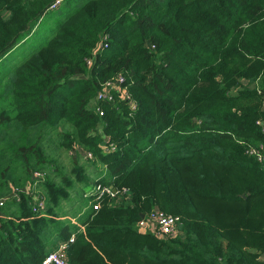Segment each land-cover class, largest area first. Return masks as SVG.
Returning a JSON list of instances; mask_svg holds the SVG:
<instances>
[{
  "label": "trees",
  "instance_id": "1",
  "mask_svg": "<svg viewBox=\"0 0 264 264\" xmlns=\"http://www.w3.org/2000/svg\"><path fill=\"white\" fill-rule=\"evenodd\" d=\"M57 1L0 0V60ZM55 133L104 167L76 222L60 214L73 182L50 177ZM259 154L264 0H81L0 85V264H41L72 234L69 264H264ZM99 184L117 193L94 208ZM155 209L180 216L176 234L139 229Z\"/></svg>",
  "mask_w": 264,
  "mask_h": 264
},
{
  "label": "rangeland",
  "instance_id": "2",
  "mask_svg": "<svg viewBox=\"0 0 264 264\" xmlns=\"http://www.w3.org/2000/svg\"><path fill=\"white\" fill-rule=\"evenodd\" d=\"M62 3L63 1L59 4L60 7L58 6L57 10H49L44 15L36 32L33 31L32 35L30 34L24 41L12 49L7 56L0 60V85L6 84L13 70L47 43L54 35L60 21L65 18L66 13L78 7L81 0H67ZM57 139L58 135L56 133L51 134L44 146L46 157L54 161V164L50 167V177L59 183H63V179L65 180L66 178L71 179L73 182V185L68 186L70 188L67 189L70 197L62 199L60 214L76 222L73 215L76 214L75 210L81 203L80 193L82 192V188L86 183H95L104 171V167L99 162L87 163L86 159H75L74 157L77 155H74L75 153H72L71 150L57 147ZM80 165H82L81 174L75 169L76 166ZM42 180H46V176ZM96 186L89 193V197L96 192Z\"/></svg>",
  "mask_w": 264,
  "mask_h": 264
},
{
  "label": "built area",
  "instance_id": "3",
  "mask_svg": "<svg viewBox=\"0 0 264 264\" xmlns=\"http://www.w3.org/2000/svg\"><path fill=\"white\" fill-rule=\"evenodd\" d=\"M59 0L57 1V3ZM108 35L105 34L103 38L101 39V42L99 43V47L101 49H106L108 47ZM90 62V61H89ZM123 80L120 79L116 81V83H121ZM112 83L107 82L106 87L111 88ZM126 98H130L128 95H125ZM113 98L112 95H109L107 93H101L99 96L100 100H110ZM132 108H136V103L132 105ZM99 109V108H98ZM100 110V109H99ZM89 157H91V153L88 154ZM259 159L264 162V154H259ZM34 183L35 185L38 183V181L44 179L45 175L41 173L40 171H36L34 173ZM21 191H26L29 194L34 195V203H33V211L35 213H40L41 211H45L47 208V204L45 201L44 196L37 195L34 188H31L28 186L27 188L22 189ZM35 192V194H33ZM111 194L114 195L117 193V190L112 188V186H102L101 184L97 185L96 192L93 194L95 197V203L94 208L99 207V200L104 194ZM16 200L19 201L20 197L19 194L16 193ZM6 198H2L0 200V205H3L6 202ZM181 222V218L179 215L171 214L166 211H163L161 209H155L152 212H150L147 216H144L143 219H141L138 222L139 229L141 231H147V230H154L157 235H159L160 238H167L169 236H172L178 232V226ZM75 240V236L72 234L69 242H62L60 246L54 250L51 251L42 261L41 264H69L66 256V250L69 246L70 242H73Z\"/></svg>",
  "mask_w": 264,
  "mask_h": 264
},
{
  "label": "water",
  "instance_id": "4",
  "mask_svg": "<svg viewBox=\"0 0 264 264\" xmlns=\"http://www.w3.org/2000/svg\"><path fill=\"white\" fill-rule=\"evenodd\" d=\"M116 190V189H115ZM245 196V195H244ZM144 215H142V217H143Z\"/></svg>",
  "mask_w": 264,
  "mask_h": 264
}]
</instances>
